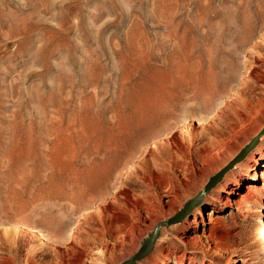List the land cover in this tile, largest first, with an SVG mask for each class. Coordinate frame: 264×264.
<instances>
[{
  "label": "rangeland",
  "instance_id": "1",
  "mask_svg": "<svg viewBox=\"0 0 264 264\" xmlns=\"http://www.w3.org/2000/svg\"><path fill=\"white\" fill-rule=\"evenodd\" d=\"M263 64L264 0H0V250L19 251L0 264L132 259L263 126L264 73L230 111L164 145L159 136ZM18 211L79 222L73 236L47 241L11 227ZM141 257L136 264H264V134Z\"/></svg>",
  "mask_w": 264,
  "mask_h": 264
},
{
  "label": "bare ground",
  "instance_id": "2",
  "mask_svg": "<svg viewBox=\"0 0 264 264\" xmlns=\"http://www.w3.org/2000/svg\"><path fill=\"white\" fill-rule=\"evenodd\" d=\"M252 71L245 78V81H243V84L241 86H239L238 88H236L235 90H233L229 95H227L225 97V99L222 100L218 105H213V104L207 103V104H205L203 106L196 107L190 113L181 115L178 118H176L164 130V132L159 136V138H158V142L159 143L158 142L157 143L161 144V145L166 144L172 137H174V134L178 130H185V129H188L190 127H193L192 124H194V123H199V122L203 123V121H205L209 117L213 116L216 111H224V110L228 111V109L231 107V105L236 100H239L240 97L242 98L241 95L245 94V93L242 94V92H243V89L247 86V84L256 81L264 73V64L261 67H259L257 70H254L253 72ZM229 111H230V109H229ZM190 136H192V135H190ZM153 148H154V151L157 152V153L159 152V149H161V147L159 148V146L157 144H153ZM163 148H166V147H163ZM147 161H148V159H147ZM146 163H147L146 160H143V161H140L139 163H137L136 165L132 166L130 169H128L124 173V175H123L122 179L120 180V182L113 189V194L112 195H115L117 193L121 194V191H123L124 188L127 187L126 186L127 182L130 181L131 179H133L134 177L137 178L136 176H138L141 172H143L147 165L149 166V164H146ZM257 176H260V175L256 174V177ZM247 188H248L247 189V193H249V191L251 189H250L249 186H247ZM231 192L238 193V194L240 193L238 191V189L236 190L235 188H233L230 191V193ZM225 199H226L227 204H229V205H232V204L239 205V202L237 200L232 199L231 197H225ZM219 202L223 203V199L219 200ZM95 218H96V215H95ZM78 222H79V216L77 214H75V213L68 214L66 212H60L59 211V212H56L55 214H53L50 217L49 221H46V220H43L42 217L40 218L38 216H34V215L29 214V213L18 211V212H15L13 214L10 224L12 225L11 227H14L15 229L17 228V230L19 229L18 226H20V225L22 227L23 226H28V227H30L31 229H33L35 231L34 233H36L37 236L40 239L47 240V241L49 240L50 241L51 239L65 237V236H67L69 234L73 236V234H74L73 229L78 224ZM83 231L84 230H82V232ZM14 233H15V231H14ZM189 242L192 243V244H195L194 247H196V239L193 238V239L189 240ZM196 249H197V247H196ZM18 255H19L18 248L14 244L13 245L11 244L7 248L0 250V260H3L4 258H7L9 256L11 258V256L13 257V256H18ZM141 258L142 257H137L135 259V261H133V263H130V264H136V262L138 260H140ZM204 263H205V260H203L201 262V264H204Z\"/></svg>",
  "mask_w": 264,
  "mask_h": 264
},
{
  "label": "water",
  "instance_id": "3",
  "mask_svg": "<svg viewBox=\"0 0 264 264\" xmlns=\"http://www.w3.org/2000/svg\"><path fill=\"white\" fill-rule=\"evenodd\" d=\"M264 134V124L263 126L240 148V150L218 171L212 174L209 179L205 182L204 186L199 189V191L185 201L183 206L172 216L157 222L152 230L147 234L146 237L141 241V246L136 256L131 260L125 262L124 264H130L135 261L137 257H141L146 254L153 246L155 239L159 233L161 226L165 224H170L181 220L186 214L189 213L192 207L199 204L202 200L203 195L207 192L217 181H219L222 175L234 165L235 162L241 160L247 152H249L259 141L260 137Z\"/></svg>",
  "mask_w": 264,
  "mask_h": 264
}]
</instances>
